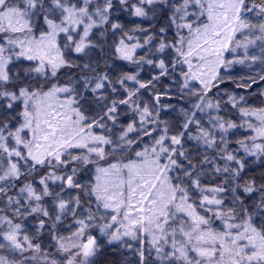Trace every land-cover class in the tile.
<instances>
[{
    "label": "snow or ice",
    "instance_id": "obj_1",
    "mask_svg": "<svg viewBox=\"0 0 264 264\" xmlns=\"http://www.w3.org/2000/svg\"><path fill=\"white\" fill-rule=\"evenodd\" d=\"M0 264H264V0H0Z\"/></svg>",
    "mask_w": 264,
    "mask_h": 264
},
{
    "label": "trees",
    "instance_id": "obj_2",
    "mask_svg": "<svg viewBox=\"0 0 264 264\" xmlns=\"http://www.w3.org/2000/svg\"><path fill=\"white\" fill-rule=\"evenodd\" d=\"M222 87L228 88V89H232L234 87V85H232L231 83L223 85ZM237 91H243V90H237ZM251 91V90H249Z\"/></svg>",
    "mask_w": 264,
    "mask_h": 264
},
{
    "label": "rangeland",
    "instance_id": "obj_3",
    "mask_svg": "<svg viewBox=\"0 0 264 264\" xmlns=\"http://www.w3.org/2000/svg\"><path fill=\"white\" fill-rule=\"evenodd\" d=\"M235 74V73H234Z\"/></svg>",
    "mask_w": 264,
    "mask_h": 264
}]
</instances>
